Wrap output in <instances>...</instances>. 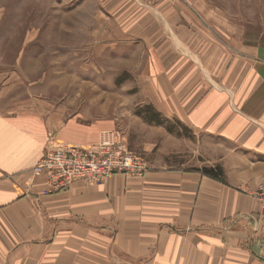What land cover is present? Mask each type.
Listing matches in <instances>:
<instances>
[{
  "label": "crops",
  "instance_id": "0c3cea01",
  "mask_svg": "<svg viewBox=\"0 0 264 264\" xmlns=\"http://www.w3.org/2000/svg\"><path fill=\"white\" fill-rule=\"evenodd\" d=\"M104 1L135 44V107L151 104L193 138L130 112L64 119L61 104L36 97L22 108L0 87V264H264L253 196L264 183V32L202 0ZM105 131L154 154L150 171L48 193L32 170L49 134L91 147ZM216 166L220 179L202 171Z\"/></svg>",
  "mask_w": 264,
  "mask_h": 264
},
{
  "label": "rangeland",
  "instance_id": "374dc122",
  "mask_svg": "<svg viewBox=\"0 0 264 264\" xmlns=\"http://www.w3.org/2000/svg\"><path fill=\"white\" fill-rule=\"evenodd\" d=\"M202 1L220 8L217 11L224 17L236 18L240 28L255 35L264 32V0ZM106 4L104 0H0V87L6 86L7 96L19 98L24 108L33 97L47 109L61 104L64 119L77 112L87 119L134 113L137 73L129 69L135 64V44L119 37L117 18ZM120 78L125 80L118 83ZM161 126L176 136L193 138L176 121ZM120 142L136 152L122 138ZM188 151L175 160L192 159ZM144 153L148 162L154 157Z\"/></svg>",
  "mask_w": 264,
  "mask_h": 264
},
{
  "label": "built area",
  "instance_id": "2783aa9c",
  "mask_svg": "<svg viewBox=\"0 0 264 264\" xmlns=\"http://www.w3.org/2000/svg\"><path fill=\"white\" fill-rule=\"evenodd\" d=\"M145 5L159 1L172 4L183 3L191 7L188 0H138ZM151 165L142 153L134 152L117 140L115 131H105L99 141L91 147L64 143L49 134L44 155L32 172L46 177L48 193L70 188L75 180L86 184L105 182L112 174L121 173L129 177H144ZM264 209V183L253 193Z\"/></svg>",
  "mask_w": 264,
  "mask_h": 264
},
{
  "label": "trees",
  "instance_id": "16d2710c",
  "mask_svg": "<svg viewBox=\"0 0 264 264\" xmlns=\"http://www.w3.org/2000/svg\"><path fill=\"white\" fill-rule=\"evenodd\" d=\"M125 78H120L118 83H121ZM134 113L138 116L143 117L147 122L154 123L157 125H167L171 121L163 117L151 104H145L143 106L136 107ZM168 130L172 131V127L168 126ZM202 171L216 179H220L223 176V169L220 166L216 167H204Z\"/></svg>",
  "mask_w": 264,
  "mask_h": 264
}]
</instances>
